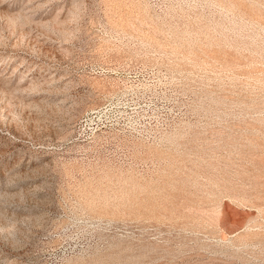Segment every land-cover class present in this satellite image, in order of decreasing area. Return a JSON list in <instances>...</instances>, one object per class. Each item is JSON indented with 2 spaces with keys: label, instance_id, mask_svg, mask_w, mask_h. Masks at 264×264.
I'll list each match as a JSON object with an SVG mask.
<instances>
[{
  "label": "rangeland",
  "instance_id": "1",
  "mask_svg": "<svg viewBox=\"0 0 264 264\" xmlns=\"http://www.w3.org/2000/svg\"><path fill=\"white\" fill-rule=\"evenodd\" d=\"M0 264H264V0H0Z\"/></svg>",
  "mask_w": 264,
  "mask_h": 264
}]
</instances>
